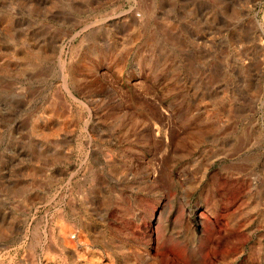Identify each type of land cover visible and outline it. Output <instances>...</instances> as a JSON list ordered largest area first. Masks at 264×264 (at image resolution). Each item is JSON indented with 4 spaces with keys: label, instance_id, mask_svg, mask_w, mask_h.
Wrapping results in <instances>:
<instances>
[{
    "label": "rangeland",
    "instance_id": "1",
    "mask_svg": "<svg viewBox=\"0 0 264 264\" xmlns=\"http://www.w3.org/2000/svg\"><path fill=\"white\" fill-rule=\"evenodd\" d=\"M61 218L95 264H264V0H0V264Z\"/></svg>",
    "mask_w": 264,
    "mask_h": 264
},
{
    "label": "bare ground",
    "instance_id": "2",
    "mask_svg": "<svg viewBox=\"0 0 264 264\" xmlns=\"http://www.w3.org/2000/svg\"><path fill=\"white\" fill-rule=\"evenodd\" d=\"M60 221L62 224V228L59 231L54 242L57 248H54L55 245L54 247H52L53 252H49V262L45 261L44 264H93V262L94 264L98 263L99 260L97 259L95 253L87 248L89 244L86 242L85 237L79 235L77 236V238H72V236L74 235L70 232L71 230L67 229V221L63 218H61ZM77 244H82L85 249L78 252L76 250Z\"/></svg>",
    "mask_w": 264,
    "mask_h": 264
}]
</instances>
